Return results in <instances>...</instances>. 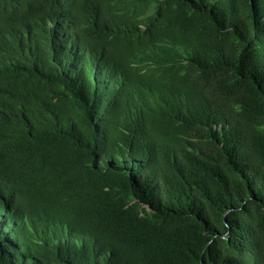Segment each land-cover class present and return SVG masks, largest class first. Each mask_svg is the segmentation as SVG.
Here are the masks:
<instances>
[{"label":"trees","instance_id":"trees-1","mask_svg":"<svg viewBox=\"0 0 264 264\" xmlns=\"http://www.w3.org/2000/svg\"><path fill=\"white\" fill-rule=\"evenodd\" d=\"M0 264H264V0H0Z\"/></svg>","mask_w":264,"mask_h":264}]
</instances>
